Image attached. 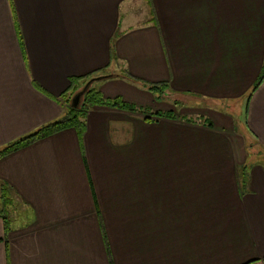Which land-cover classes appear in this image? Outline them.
<instances>
[{"label":"crops","instance_id":"obj_1","mask_svg":"<svg viewBox=\"0 0 264 264\" xmlns=\"http://www.w3.org/2000/svg\"><path fill=\"white\" fill-rule=\"evenodd\" d=\"M263 68L264 0H0V150L61 120L75 77L138 108L0 156V264H264V165L238 166L264 156ZM152 85L176 119L143 113ZM209 107L246 128L178 118Z\"/></svg>","mask_w":264,"mask_h":264},{"label":"trees","instance_id":"obj_2","mask_svg":"<svg viewBox=\"0 0 264 264\" xmlns=\"http://www.w3.org/2000/svg\"><path fill=\"white\" fill-rule=\"evenodd\" d=\"M94 75H96L95 72L89 75L72 78L71 87L64 94L67 101H70L69 100L70 97L79 88L80 84L87 82V79L94 77ZM263 78H264V68H263L260 80H262ZM149 88L154 91L157 90V93L159 94V99L160 97H162V95L164 94L166 90V88H164L161 85H152V86H149ZM102 106L126 109L130 111L138 110V108L135 105L125 102L120 97H116V98L104 97L101 91L97 90L93 86L87 90L85 97H84V101L81 105H79L78 107L69 105L66 115L61 120L54 121L52 123L44 125L38 130L22 138L17 139L13 143L1 149L0 156L13 152L18 149H21L39 139L48 137L52 134H55L67 128H75L79 134L80 139L82 140V137L86 129V117H87L88 111L95 107H102ZM157 114L160 118H167V119L177 118V114L173 109L168 110V111H159Z\"/></svg>","mask_w":264,"mask_h":264},{"label":"rangeland","instance_id":"obj_3","mask_svg":"<svg viewBox=\"0 0 264 264\" xmlns=\"http://www.w3.org/2000/svg\"><path fill=\"white\" fill-rule=\"evenodd\" d=\"M98 75H100V74H96L94 76H98ZM88 80L89 79H87V81ZM116 80H120V79L113 78V79H105V80H101V81H96L95 83H93L90 86V88L94 86L97 90L100 91V90H103L102 86H106L107 84H112L113 82H116ZM85 84H86V82L80 84L79 88L70 97V99H69L70 101L67 102L68 103L67 107H69V105H72V100H73L74 96L84 88ZM86 92L87 91H85V93L81 97L79 105H81L83 103ZM162 102L163 101H161L159 99V101H158V103L156 105L150 104V105H148V107H143V113H144V111H146V113H148V114H150V113H152V112H154L156 110L164 111L166 109L165 108L166 106L167 107H175L172 102H166V101H164V103H162ZM201 107H203V106H201ZM67 110H68V108L66 109V113H67ZM177 111L183 113V115H180V117H178V118L184 119L186 121L192 120V121L200 122V123H206V122L209 123V121H211L214 124V126H217V127H224L225 126V127H228V128H231L233 125H235V122H236V125H238V126L241 125L242 128H244V129L246 128L245 117H244L243 111L237 117H235V115L231 116L230 113L227 111V109H225V111H224V110H218V109H214V108H210V107L208 108V110L206 109V111H208V112L201 113V114L196 113L195 115L185 114V113H187L186 110L185 109H181V108H178ZM163 130L164 129H160L159 130V135H160V133L164 134L162 132ZM151 134L152 133H149V135H151ZM153 135L154 134H152L151 136H153ZM235 151H236V154L239 155L238 154L239 150H235ZM255 151H257L256 147H253V148L251 147L248 150V154L245 152V156H246L247 162H245V164H242L240 162L239 165H238L239 166V172H240V174H243V178L246 177L247 173H251L255 168H257V167H259L261 165H264V156L263 155L254 156V152ZM163 152H165V155L167 154L168 156H171V155H173L174 150H172L171 148H169V149L158 148L157 150H155V155H153L155 161L151 159L152 161H150V162H155V163L159 162V156L161 157L163 155ZM261 152L264 153L263 150ZM179 154L183 155V156H186L188 153H187V150H181V152ZM150 155H151V153H150ZM251 156H254V157L252 158ZM239 159H240V156H239ZM152 166L153 165H149L148 166V169L150 171H152V169L155 168V167H152Z\"/></svg>","mask_w":264,"mask_h":264},{"label":"water","instance_id":"obj_4","mask_svg":"<svg viewBox=\"0 0 264 264\" xmlns=\"http://www.w3.org/2000/svg\"><path fill=\"white\" fill-rule=\"evenodd\" d=\"M111 77H113L112 74H110V75L109 74H105V75H98V76H94V77L90 78L86 82L84 88L74 96V98L72 100V105L74 107H78L79 106L81 97L83 96L85 91H87L94 82L101 81V80H104V79H108V78H111Z\"/></svg>","mask_w":264,"mask_h":264}]
</instances>
